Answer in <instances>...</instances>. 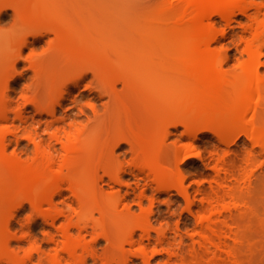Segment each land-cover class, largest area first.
Here are the masks:
<instances>
[{
	"label": "rangeland",
	"instance_id": "1",
	"mask_svg": "<svg viewBox=\"0 0 264 264\" xmlns=\"http://www.w3.org/2000/svg\"><path fill=\"white\" fill-rule=\"evenodd\" d=\"M246 1L264 8V0ZM10 4H16V8ZM187 4L181 0H0V79L9 77L8 88L0 87V104L5 93L12 101L10 121L0 123V260L5 256L12 259L0 264H41L38 254L23 262L25 252L34 244H40L45 253L52 252L61 244L60 229L64 225L72 227L73 238L84 236L85 243L96 245L98 260L89 258L87 264H119L122 245L129 249L127 254L134 264H146L144 257L135 255L136 248L126 243L130 230L141 240L145 227H151L153 233L148 247L150 264H167L168 251L172 249L176 254L171 264H183L194 246L200 247L199 240L195 241L202 229L200 216L213 207L210 204L205 208L209 197L204 193L213 195L215 189L227 185L225 181L228 187L237 184V203L247 212L237 209L228 217L241 242L236 243L233 235L230 240L228 237L230 245L235 246V256L230 258L226 251H220L224 254L217 264H236L235 259L237 264H264L263 159L254 163L257 170L248 189L239 193L238 188L242 183L239 175L243 176L241 171L246 167V153L253 148L246 135L253 111L237 116L241 119L236 117L234 121L240 127L235 129L237 138L228 147L223 141L228 133L219 129L233 122L199 118L178 127L170 124L201 105L235 107L239 94L227 88L218 97L193 100L187 107L175 105L169 111L162 100L164 89H170V95L181 100L194 95L200 87L194 73L197 70H185L183 65L186 59L196 60L203 46L191 40L181 50L175 48L178 33L174 32L168 44L162 41L164 32L158 31L165 20ZM55 19L60 20L61 30L33 36L40 25H49ZM263 19L262 16L253 30L259 36H264ZM249 20L238 14L227 26L216 16L215 30L218 36L222 35L210 47L209 63L222 64L223 69L220 74L205 77L203 82L222 79L230 86L243 75L240 64L249 60L246 43L256 37L253 31L243 37ZM25 37L29 42L22 46ZM257 47L261 48L264 62V38L256 40ZM101 60L108 66L102 77L92 70ZM123 63L129 69L143 70V74H134L131 88L117 81L124 73ZM260 73L264 76V64ZM114 83L116 90L110 95L108 91ZM19 109L24 110L22 119L13 123ZM59 130L62 140L56 141ZM83 131L87 141L66 151L64 145ZM3 133L7 135L5 145L1 141ZM123 136L130 142L117 146ZM53 143L58 151L50 149ZM159 148V171L148 172ZM256 149L260 151L259 147ZM65 160L68 167L61 174L63 195L55 199L65 215L51 224L50 206L45 202L47 193H35L38 201H44L39 210L27 201L30 194L26 189L56 174ZM221 161L226 163L219 167V176L216 166ZM119 171L121 180L115 181L113 176ZM71 174H76L75 179H86L90 186L84 192L82 207L70 189L67 176ZM164 175L167 182L158 178ZM222 175L226 179L220 185L218 176L221 179ZM96 180L101 193L93 190ZM183 186L189 187L193 203L185 196ZM203 195L208 201H203ZM105 197H110L111 203ZM67 204L73 206L69 211ZM125 206H130L131 216L120 219L116 214ZM6 222L9 227L1 237ZM84 225L87 230L80 235L79 227ZM160 228L170 230V240L163 246L157 243ZM175 234H182L184 242L172 239ZM206 258L203 264L211 262L212 255Z\"/></svg>",
	"mask_w": 264,
	"mask_h": 264
},
{
	"label": "bare ground",
	"instance_id": "2",
	"mask_svg": "<svg viewBox=\"0 0 264 264\" xmlns=\"http://www.w3.org/2000/svg\"><path fill=\"white\" fill-rule=\"evenodd\" d=\"M181 2H187L185 8L180 7L179 10H177L168 20H165V22L158 28V31L164 32L163 35V42H166L170 44L172 42V35L174 32L178 33L180 38L178 39V42L176 41L175 45H178L175 48H181L185 49L186 46L189 44L191 40L198 41V43L203 46L202 52L197 55L196 60L193 59H186L183 68L185 70H197L194 71L195 76L198 77V80L200 81V87L195 91L196 93L190 97L185 96L181 100L174 98V96L170 95V89H164L163 93L161 94L162 100L164 102L165 110H174V106L177 107V105H181L184 107H187L191 101L198 100V101H205L207 98L210 97H218L222 94V92H225L227 88H230L228 91L233 92L234 94H239V102L237 101V105L234 106H226L224 108H216L211 105L207 106H199L198 109H196L193 112L185 113L183 116L176 118L170 125L172 127H178L179 125L186 124V123H192L196 121L199 118L203 119H209L210 121H216L217 123H232V125H228L226 128H222L219 130H222L225 133H228V135H225L223 141L226 143V145L229 147L231 146L232 142L236 140L237 134L234 133L235 129L240 127V125L235 122L239 116L244 117L247 115V113L253 111L252 121L249 128H246V135L250 138V141L252 140L253 148L249 149L246 153V158L244 159L246 161V167L241 172L243 173V176L241 177L240 174L239 177L242 178V183L238 186L239 193L245 192L248 187L251 184L252 177L254 176L256 170L253 167L254 163L257 161L263 159V168H264V76L260 73V68L264 64V62L261 59L262 51L260 47H257L255 49V42L257 39L264 38V36L261 34L254 33L253 30L259 26V21L262 16L264 17V8L258 7L260 4H257V2L251 1L249 4H247L246 0H181ZM12 7L16 8V4H10ZM42 9H44V5H40ZM254 7V10L253 8ZM252 10H251V9ZM253 13L250 15L249 13ZM238 14H243L248 16V18H251V22L249 25H246L244 28V34L243 37L248 34V32L253 33L256 37H253L252 40L247 41L246 45V52L249 54V60L246 62H242L240 64L241 68L244 69L243 75L240 77V79L228 86L222 79L217 80H208V83L203 82V79L209 75L214 74H220L222 73V64H210V47L213 43L218 41V38L221 37V35L218 36V33H216L215 30V19L216 16H219L227 26H229L234 20L235 17ZM262 15V16H261ZM264 20V19H263ZM59 19L52 20L49 25H40L38 29L33 33V36H36L38 34H42L43 31L46 32H58L60 29V23ZM264 22V21H263ZM257 30V29H256ZM257 32V31H255ZM227 33V32H226ZM163 34V33H162ZM166 35V36H165ZM223 35L225 34V31L223 32ZM192 37L191 39L189 38ZM171 42H168V41ZM29 42V38L25 37L21 45L24 46ZM73 42V41H72ZM174 48V49H175ZM206 49V50H204ZM204 50V51H203ZM170 55V53H169ZM102 61V60H101ZM122 70L124 73L120 78H118V82L123 83L124 86L131 88L134 85V74L140 75L143 74V70H133L129 69L124 63L121 65ZM194 67V68H193ZM193 68V70H192ZM93 72L102 77L105 73L108 71V66H105V64L100 62L97 67H94ZM116 83L112 84L110 87V90L108 93L112 95L116 90ZM9 86V77L7 75H4L0 79V87L8 88ZM63 96V94H62ZM204 103V102H202ZM239 103V104H238ZM12 104V101L9 98V95L5 93L1 104H0V123L9 122L10 121V113L9 108ZM58 104H60V101H58ZM213 104V103H212ZM54 110V107L52 108ZM24 110L19 109L16 112V118L12 121L13 123L16 122V120H21ZM238 116V117H237ZM237 117V119H236ZM208 120V121H209ZM235 120V121H234ZM203 129H207L203 128ZM66 130V128H64ZM57 138L56 141L62 140V134L59 130L57 132ZM7 139L6 134H1V141L3 145H5V141ZM134 142H138L136 139H134ZM87 141L85 136V131H83L78 138H72L69 140L68 144L64 145V149L66 151H69L71 147H76L80 142ZM120 142H130V140L126 137H120L116 144L117 146H120ZM133 145V143H131ZM256 147H259L260 151H257ZM50 149L58 151V148L56 147V144H50ZM160 148L159 150H156L154 153V159L149 163L148 165V172H154L157 174V171H159V157H160ZM223 158V157H222ZM221 160L223 161V159ZM225 159V158H224ZM217 163L216 166L218 169V175L219 170L221 172L220 168H223L222 166L226 163L223 162ZM226 161V160H225ZM260 162V163H261ZM222 164V165H221ZM68 167V161H63L60 166L59 170L56 174H53L49 179H41L37 181L36 183L30 184L26 191L30 194L27 197V201L32 204L35 208L41 209L44 201H38L37 196L35 193L37 192H46L47 198L45 202L50 206L49 216L51 218V224H55V221L62 215H65V210L60 209L58 207V204L56 203L55 199L57 196L63 195V187H62V172L65 168ZM220 167V168H219ZM262 167V166H260ZM216 169V170H217ZM76 174L68 175L67 178L70 180V189L72 193L75 195V197L78 199L79 204L81 207L84 205V192H87L89 190V185L87 184L86 179H75ZM218 176V180H220V185L226 178H224V175L221 176V179ZM122 177L121 171H119L116 175L113 176L115 181H120ZM237 178L238 181L241 180L240 178ZM158 178L161 181L167 182V176H158ZM224 178V180H223ZM227 185L229 184L227 181H225ZM234 184V183H233ZM232 184V185H233ZM183 185V183H182ZM223 185V187H221ZM220 188L215 189L213 195H208V193H204L205 197H209V201L207 198L203 195V201H208L207 205L213 204V207L207 211L210 212L205 214H202L200 216V225L202 229L200 228V233L197 235L200 237V239H195L196 242H199L197 244H200V247L197 248V246L193 248L191 256L188 258L185 257L183 264H203L204 260L207 259L209 255H212L211 262L207 264H217L218 259L222 258L223 254H220V251H226L225 254H228V257L234 258L235 253V246L230 245L228 241V237L230 240V236H234L235 242L239 243L241 242L240 237L238 233L233 231L231 228L230 221L228 219L229 216H232L234 214V211L237 209H242L243 213L247 212V210L244 208H241L239 204L237 203L236 199V185H233L228 187L226 184H222ZM226 185L227 187H225ZM93 190L95 193L102 192L100 186H99V180H96L95 183L92 185ZM226 188H229L226 190ZM168 190L169 188H165ZM183 192L186 197L190 199V201L193 203V200L191 199V193L189 187L183 186ZM202 193V194H203ZM9 194H14V192H11ZM142 199V197H140ZM234 200V202L228 200ZM1 199V198H0ZM123 198L122 200H124ZM105 200L110 202L112 199L110 197H105ZM212 200V201H210ZM142 201V200H141ZM140 201V203H141ZM0 202H2L0 200ZM211 202V203H210ZM213 202V203H212ZM210 205V206H211ZM68 211L69 209H72V204H67ZM115 210L117 211V205L114 203ZM208 209V207H207ZM205 209V210H207ZM130 206H125V210H122L121 212H117L116 216L120 219H127L131 216ZM204 210V207H203ZM9 227V222H6L4 227L2 228V236L6 233ZM87 225L79 227V234H83L84 231L87 230ZM70 225H64L60 229V234L62 235L63 239L61 240V244L54 248L52 252L45 253L42 249V246L40 244H34L32 245L26 252L24 261L31 260L33 257H35V254H38L40 257L41 264L43 262H49L50 264H87L89 258H92L94 262H97L98 260V253L96 249V245L93 243H85L84 242V236L82 238H73L72 230ZM143 234L141 237V240H137L135 238L136 232L132 229L127 233L126 237V243L130 247H135V255L141 256L142 258H145V263L150 264L149 258H148V247L153 239V233L151 227H145L142 229ZM4 232V234H3ZM177 233V232H176ZM157 243L160 246H163L164 243L168 242L170 240V230L167 228H160L157 232ZM178 234V233H177ZM182 235V234H181ZM174 235L172 239L181 240V242H184L183 235ZM194 236V235H193ZM197 237V236H195ZM107 238H109L107 236ZM147 240V243L146 241ZM52 241L55 242V237L52 238ZM4 246V243H3ZM7 246V244H6ZM199 246V245H198ZM129 249L125 247V245H122L120 249V253L118 254V262L119 264H134L133 259H129V255L127 254ZM158 251V250H157ZM156 252V251H155ZM170 257L167 264L172 263L173 261L172 257L176 254V252L172 249L168 251ZM128 255V257H126ZM227 256V255H226ZM150 257V256H149ZM191 257V258H190ZM3 261H11V256H5L4 258H1ZM190 259V260H189ZM0 260V262L2 261ZM63 260H65L63 262ZM180 263L177 264H182ZM206 262V261H205ZM235 263L237 264V260L235 259ZM104 264H111L109 261H105ZM166 264V263H164ZM206 264V263H205Z\"/></svg>",
	"mask_w": 264,
	"mask_h": 264
}]
</instances>
